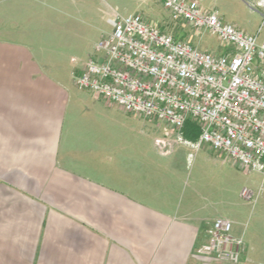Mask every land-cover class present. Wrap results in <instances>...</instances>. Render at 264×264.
I'll list each match as a JSON object with an SVG mask.
<instances>
[{
    "label": "crops",
    "instance_id": "obj_1",
    "mask_svg": "<svg viewBox=\"0 0 264 264\" xmlns=\"http://www.w3.org/2000/svg\"><path fill=\"white\" fill-rule=\"evenodd\" d=\"M196 1L209 11L231 0ZM190 43L231 52L219 38L203 49ZM100 56L94 45L85 59L60 63L0 40V264H212L195 248L218 217L244 241L237 264H264L263 219L243 228L229 215H208L216 205L202 192L203 202H178L172 162L154 159L175 153L188 169L195 154L208 161L219 151L203 144L160 153L136 128L137 114L74 85L72 71Z\"/></svg>",
    "mask_w": 264,
    "mask_h": 264
},
{
    "label": "built area",
    "instance_id": "obj_2",
    "mask_svg": "<svg viewBox=\"0 0 264 264\" xmlns=\"http://www.w3.org/2000/svg\"><path fill=\"white\" fill-rule=\"evenodd\" d=\"M160 1L173 19L207 29L229 44L231 52L200 50L138 13H116L110 33L95 44L100 59L89 58L79 72L72 71L74 85L125 112L164 122V134L154 139L160 153L177 145L196 151L207 144L259 172L264 191V42L224 22L218 10L205 11L196 0ZM244 1L264 8V0ZM188 120L200 127L195 139L183 134ZM240 196L253 200L245 187ZM231 228L229 219L215 218L196 254L212 264H237L244 241Z\"/></svg>",
    "mask_w": 264,
    "mask_h": 264
},
{
    "label": "rangeland",
    "instance_id": "obj_3",
    "mask_svg": "<svg viewBox=\"0 0 264 264\" xmlns=\"http://www.w3.org/2000/svg\"><path fill=\"white\" fill-rule=\"evenodd\" d=\"M151 6L152 11L149 10ZM218 10L225 13L236 28L248 34H257V41L264 42L263 7L250 6L244 0H231L226 1L224 6H218ZM114 11L121 15L138 13L161 30L177 39L190 41L201 49L216 46L218 42L216 35H195L193 30L200 29L182 19H173L159 2L151 0H0V40L27 45L38 58L44 60L51 58L68 63L70 55L85 59L100 37L111 31L108 19ZM1 14L7 16L5 21H1ZM136 117L138 131L148 132L147 142L164 134V122L140 115ZM138 136L141 135L138 133ZM198 154H195L188 169L184 158L174 160L175 153L167 158L154 154V159L162 161V164L170 166L168 162L171 161L178 173L175 181L176 192L180 196L178 202L186 203L191 197L192 202H200L197 192H202L216 205L215 209L211 207L206 211L208 215H229L239 220L243 228L264 220L262 175L245 169L221 151L211 155L208 161L198 157ZM244 187L253 192L252 201L240 196Z\"/></svg>",
    "mask_w": 264,
    "mask_h": 264
},
{
    "label": "trees",
    "instance_id": "obj_4",
    "mask_svg": "<svg viewBox=\"0 0 264 264\" xmlns=\"http://www.w3.org/2000/svg\"><path fill=\"white\" fill-rule=\"evenodd\" d=\"M200 127L196 122L187 121L183 127V134L186 138L195 139L199 135Z\"/></svg>",
    "mask_w": 264,
    "mask_h": 264
}]
</instances>
